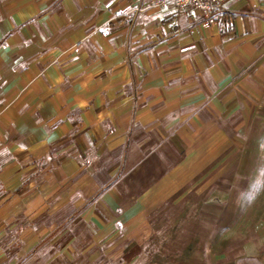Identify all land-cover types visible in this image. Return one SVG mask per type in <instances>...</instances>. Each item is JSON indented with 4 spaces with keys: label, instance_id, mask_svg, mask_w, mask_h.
Instances as JSON below:
<instances>
[{
    "label": "crops",
    "instance_id": "1",
    "mask_svg": "<svg viewBox=\"0 0 264 264\" xmlns=\"http://www.w3.org/2000/svg\"><path fill=\"white\" fill-rule=\"evenodd\" d=\"M263 170L264 0L211 21L173 0H0V264L65 261L54 238L80 214L108 221L107 264L145 261L163 200L235 256L158 264H264Z\"/></svg>",
    "mask_w": 264,
    "mask_h": 264
},
{
    "label": "rangeland",
    "instance_id": "2",
    "mask_svg": "<svg viewBox=\"0 0 264 264\" xmlns=\"http://www.w3.org/2000/svg\"><path fill=\"white\" fill-rule=\"evenodd\" d=\"M138 180L140 182L141 178L139 177ZM123 185V188L127 187V189H132L131 193L140 196V185L137 187L128 183H125ZM257 188L258 187H256L255 189ZM135 190H138V192H135ZM259 191V199L252 203L261 208V205L264 202V194H261L262 192L264 193V185L261 186V189ZM154 204H156V208L152 210L151 216H149L148 219L151 220L152 225H154L153 227L155 228V232H153V236L149 240V247L145 244V246L147 247H145L144 251H139V260L144 257L145 261H137V263L135 264H158L160 262L159 260H162L164 258L168 260L170 258V261H172L175 260L178 256L180 258L182 257L183 261L184 257L187 261H189L188 257L202 259L209 256L211 252H213L214 254H218V256H221V254L224 253L227 257L225 259L227 260L232 259L235 256L232 253L234 252L233 249H231L232 235H227L226 239H222V237L226 236L225 233L216 231L213 232V230L211 231V224L203 221L199 217L188 216L189 211H183L181 216H177L176 213L179 212V210H177V207L171 200H163L159 202L155 201ZM188 206L190 207V205ZM192 207L193 205L191 206V208ZM95 219L97 221H95ZM257 219L258 217L245 218V221H242L240 223L242 225H253ZM98 224H100L103 228L104 226H108V221L104 217L95 218L93 216H88L87 214H80L74 216L65 224L64 229L54 239L72 243V246L68 249L66 248L64 250H59L60 253L62 251L65 252L64 254L61 253V255H59L65 260L62 261L61 259H59L60 264H65V262H67V264H93V258H95V255L96 258L98 256H101L100 258L102 260V264H107L110 261V253L112 251L111 249H99L91 247V243H95V241L104 242L110 236L109 233H97V231L101 229ZM174 225H179L183 228L191 227L195 232L188 231L187 233L178 234L174 233L173 231H169L168 228H171ZM121 236V238L126 237L124 233H122ZM180 236H182V249L173 248L174 241H180ZM137 238L140 241L141 239H143V236L138 235ZM210 238H212V240L214 241L213 248H211L209 243L207 242L210 241ZM221 239L225 240L223 249L220 247L221 245L217 244V242H220ZM234 239L236 240L235 236ZM66 255L68 257H65Z\"/></svg>",
    "mask_w": 264,
    "mask_h": 264
},
{
    "label": "built area",
    "instance_id": "3",
    "mask_svg": "<svg viewBox=\"0 0 264 264\" xmlns=\"http://www.w3.org/2000/svg\"><path fill=\"white\" fill-rule=\"evenodd\" d=\"M174 4L188 13L197 11L205 20H213L222 12L226 0H173Z\"/></svg>",
    "mask_w": 264,
    "mask_h": 264
}]
</instances>
